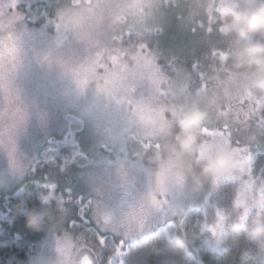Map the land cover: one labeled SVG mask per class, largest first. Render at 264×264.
Returning a JSON list of instances; mask_svg holds the SVG:
<instances>
[{
    "label": "rangeland",
    "instance_id": "374dc122",
    "mask_svg": "<svg viewBox=\"0 0 264 264\" xmlns=\"http://www.w3.org/2000/svg\"><path fill=\"white\" fill-rule=\"evenodd\" d=\"M209 2L15 0V19L13 0H0L5 26L0 38L11 34L18 52L14 70L5 57L0 89V200L37 188L42 201L36 215L41 228L26 233L35 244L23 256L8 253L6 264H84V258L100 264L107 237L116 244L107 264H118L128 245L158 230L182 237L186 251L194 254L182 228L190 212L198 217L195 226L205 245L220 250L226 216L209 197L225 182L236 190L237 224L264 215V179L248 169L249 151L253 157L264 150V94L253 91L256 77L242 75L249 69L221 72L219 63L230 52L217 46L221 20L206 11ZM101 4L121 7L111 9L114 19L101 22V13H108L97 7ZM129 28L149 45L136 56L150 84L142 80L130 93L144 107L143 117L119 95L104 91L105 82L129 63L111 38L125 34L127 40ZM193 104L207 114L197 143L215 139L232 149L236 168L188 194L187 188L201 180L194 164L193 177L169 192L163 179L153 184L151 177L164 175L158 165L170 170L174 163L166 158L178 131L170 109L180 112ZM225 117L239 146L229 143L228 132H212ZM147 137H159V147H149ZM150 196L156 204L129 229L128 214L138 213L140 202ZM6 218L0 211V220ZM117 251L122 256L116 257Z\"/></svg>",
    "mask_w": 264,
    "mask_h": 264
},
{
    "label": "trees",
    "instance_id": "16d2710c",
    "mask_svg": "<svg viewBox=\"0 0 264 264\" xmlns=\"http://www.w3.org/2000/svg\"><path fill=\"white\" fill-rule=\"evenodd\" d=\"M138 36L134 35L133 39L139 40ZM224 38L225 36L220 34L221 45L217 46L220 51L231 52L234 37L231 41L223 43ZM131 48L130 44H125L123 52H129ZM219 65H221V72L227 73L249 69L247 65L234 64L229 58L223 65L220 63ZM253 91L261 93L256 87H253ZM260 151L253 154L251 172L256 177L261 175L264 179V150ZM235 195L236 190L233 183L225 182L217 187L209 197L210 200L216 202L226 216L224 248L215 250L205 245L204 233L199 231L198 226H195L198 217L190 212L182 228H184L187 241L195 249L194 254L186 251L182 237L167 235L165 231L158 230L128 245L124 258L118 264H264V239L258 240L253 237L248 231V225L235 222L236 214L233 207ZM41 203L37 188L10 196L8 200L6 198L0 200V211L7 216L6 219L0 220V264H6V257L11 251L23 256L35 244V239L26 236V233L32 229L25 224L24 214L21 211L25 210L36 216L41 209ZM259 221L264 223V215L259 218ZM93 233L96 235L94 231ZM106 240L107 249L98 254L100 264H107L108 256L116 249L114 241L108 237Z\"/></svg>",
    "mask_w": 264,
    "mask_h": 264
},
{
    "label": "clouds",
    "instance_id": "9594fccd",
    "mask_svg": "<svg viewBox=\"0 0 264 264\" xmlns=\"http://www.w3.org/2000/svg\"><path fill=\"white\" fill-rule=\"evenodd\" d=\"M206 11L216 12L221 20L219 32L222 36H233V49L225 55L237 65H247L250 71L242 75L256 77L254 87L264 94V0H210ZM170 115L178 131L168 145L167 159L173 161L170 170L160 169L164 175L154 172L151 181L163 179L166 191H173L187 178L193 177V165L199 166V183L187 188L188 194L197 193L205 181L225 178L235 171L237 157L232 149L219 144L215 139L200 140L198 129L206 120V112L195 104L178 112L170 109ZM179 173V176L177 175ZM29 228L39 230L41 220L31 212L23 213ZM248 231L259 239H264V223L252 220Z\"/></svg>",
    "mask_w": 264,
    "mask_h": 264
},
{
    "label": "snow or ice",
    "instance_id": "6c2138e0",
    "mask_svg": "<svg viewBox=\"0 0 264 264\" xmlns=\"http://www.w3.org/2000/svg\"><path fill=\"white\" fill-rule=\"evenodd\" d=\"M135 5H124V7H134ZM99 8H107L108 13L107 16L104 15V13H101L100 20L103 22L105 19L111 21L114 19L111 9L113 7L119 8L121 7L120 4H115V5H97ZM11 8L13 9V16L15 19H19L18 16L15 14V0H13V3L11 4ZM12 23V20H9V25ZM5 28L3 23H0V31H3ZM124 35L122 34L120 37H112V41L114 44H116L120 49H123L125 44H130L131 47L133 48L132 54H129L127 51L124 52V59L128 60L129 63L128 65L123 69V71L118 75L115 76L114 78L107 80L104 85V91H106L109 95H119L120 98L124 100L127 104L130 106H133L136 108V111L143 117L145 113V109L143 106H139L135 104L130 97V93L133 90V87L136 83L142 81V80H147L150 84V81L148 80L147 76L145 75L144 71L142 68L139 66L137 63V56L136 52L137 51H143L144 49H148L149 45L147 41L145 40H137L133 39V33L131 31V28L127 31L126 35L128 37L127 40L124 39ZM91 39V38H90ZM8 57L10 59V62L12 64L13 70L16 67V62H17V48L15 44L14 37L9 34L4 38H0V89L4 88V61L5 57ZM157 65L159 64V61H156ZM199 68V64H197V69ZM161 70H163V67L161 66ZM199 78V77H198ZM205 87H207V84H205ZM151 101L153 100V96H151ZM260 129L264 131V121H261V126ZM213 134L216 132H219L220 134H224L225 132H228V140L229 143H236L237 146H239L238 141H233L232 135H231V124L229 123V120L227 117H225L222 121L218 122L217 126L212 129ZM205 134H208L207 130L205 131ZM159 137H147L145 142L148 143L149 147L152 146L153 143L156 144L157 147H159ZM249 175H251V164H252V155L251 152L249 151ZM264 191V189H262ZM156 204V200L149 197V201L145 203V201H141L140 204L138 205V213L134 214H128L126 220L129 225V229H131L134 225H138L142 222L144 216L147 214L148 209L150 206H154ZM215 215H219V210L217 209L215 212ZM103 224L108 223V217H104L102 220ZM100 244H103L104 241L101 240L99 241ZM116 257L122 256V253L117 251L115 253ZM115 258V257H114ZM84 264H92L91 260H88L87 258H84Z\"/></svg>",
    "mask_w": 264,
    "mask_h": 264
}]
</instances>
